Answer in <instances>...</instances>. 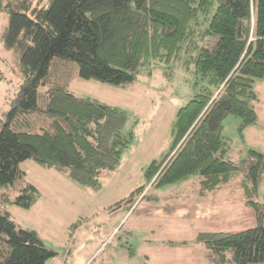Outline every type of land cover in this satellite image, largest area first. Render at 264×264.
I'll use <instances>...</instances> for the list:
<instances>
[{"label":"trees","instance_id":"trees-1","mask_svg":"<svg viewBox=\"0 0 264 264\" xmlns=\"http://www.w3.org/2000/svg\"><path fill=\"white\" fill-rule=\"evenodd\" d=\"M3 13V38L19 55L21 83L0 119V264H47L55 254L35 230L18 227L5 206L27 208L41 197L22 162L32 159L97 188L132 137L121 130L122 109L77 97L59 78L46 81L54 58L75 62L81 78L128 85L140 67L170 61L189 42L193 68L207 84L179 107L171 149L149 163L147 182L161 186L198 174L200 190L212 191L248 165L249 180L238 182L243 201L260 205L253 197L264 153L249 149L242 165L224 158L222 121L233 115L242 129L257 120L252 83L264 79V0H0V20ZM196 36L216 37L215 45H199ZM40 84L46 86L39 101ZM144 189H134L128 201ZM262 216L253 227L205 230L197 238L217 263L264 264Z\"/></svg>","mask_w":264,"mask_h":264},{"label":"rangeland","instance_id":"rangeland-1","mask_svg":"<svg viewBox=\"0 0 264 264\" xmlns=\"http://www.w3.org/2000/svg\"><path fill=\"white\" fill-rule=\"evenodd\" d=\"M7 21V14L3 13L0 119L21 83L19 55L6 46L3 38ZM196 38L199 45L210 48L216 42L213 36ZM195 53V48L184 42L170 61L140 67L134 82L128 85L81 78L76 74L75 62L56 58L51 61L46 81L59 78L77 97L95 98L122 109L125 120L121 130L132 137L115 167L100 174L97 188L76 183L65 172L42 167L32 159L21 163L27 180L38 187L42 198L27 208L9 201L5 206L18 227L35 230L45 247L55 251L47 264H230L227 259L217 263L211 258L205 245L196 239L197 229L237 231L257 225L258 216L263 217L264 172L253 197L260 205L253 207L243 201L238 182L242 177L249 180L248 165L213 193L201 194L198 174L161 186L147 182L145 170L149 163L171 149L179 107L207 84L198 79L193 68ZM252 85L257 93L251 101L257 113L256 122L239 129L238 117L229 115L222 121L227 142L222 155L237 164L248 157L249 149L264 153V79L254 78ZM45 86H38L39 101ZM140 186L145 188V196L141 197L142 193L128 201L131 192ZM198 198L209 203L214 211L204 226L189 227L185 219L145 214L152 206L164 210L171 206L174 210L175 206L169 204ZM144 206L147 209L142 210Z\"/></svg>","mask_w":264,"mask_h":264},{"label":"crops","instance_id":"crops-1","mask_svg":"<svg viewBox=\"0 0 264 264\" xmlns=\"http://www.w3.org/2000/svg\"><path fill=\"white\" fill-rule=\"evenodd\" d=\"M260 81H262V80H258V83ZM200 191L202 192V193L200 192L201 194H205L206 192L207 193H213L214 192V190H212V191L200 190ZM40 198H42V197H40ZM169 205L175 206V209L172 210L171 206L169 207L170 209H167V210H164L162 207L152 206V207H149V210L145 214L152 213V214H158V215H160V217H166V218H170V219H174V218L185 219L189 223V227H191V225H193V226H195V225L204 226L205 223H208L211 220L213 213H214V211H213L212 207L209 205V203H207L206 201H203L202 199H199V198L194 199V200L183 201V202H180V204H175V205L169 204ZM144 207L142 208V210L147 209L146 207L145 208ZM114 229H115V227H114ZM200 231H204V230L201 229V227H199L197 229V231L195 232L197 241H199L197 238V235ZM103 243H101V244H103ZM90 257H91V255L89 256V258Z\"/></svg>","mask_w":264,"mask_h":264}]
</instances>
